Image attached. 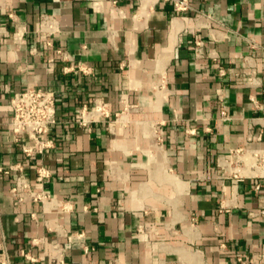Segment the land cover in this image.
<instances>
[{
  "label": "crops",
  "instance_id": "obj_1",
  "mask_svg": "<svg viewBox=\"0 0 264 264\" xmlns=\"http://www.w3.org/2000/svg\"><path fill=\"white\" fill-rule=\"evenodd\" d=\"M188 3L0 0V264H264V0ZM31 87L57 122L27 156L10 97ZM21 173L58 203L20 200Z\"/></svg>",
  "mask_w": 264,
  "mask_h": 264
},
{
  "label": "built area",
  "instance_id": "obj_2",
  "mask_svg": "<svg viewBox=\"0 0 264 264\" xmlns=\"http://www.w3.org/2000/svg\"><path fill=\"white\" fill-rule=\"evenodd\" d=\"M174 7L177 11L186 10L189 8L188 0H173ZM201 43V42H198ZM49 46L52 42L47 41ZM54 59L49 58L48 62L51 66ZM224 74V70H221ZM10 107L11 115L9 120L10 128L15 136L16 141H22V149L27 156L35 155L37 152L42 151L45 148L51 146L50 141L45 140L46 136L53 124L57 122V95L54 90L43 89L38 87H31L25 90L16 91L11 94L10 97ZM87 113V117H86ZM104 113V106L101 103H96L91 109H84L81 116V124H87L90 117H95ZM221 118L229 119V114L226 109L221 110ZM28 137L34 143L27 144L24 142L25 138ZM244 147L235 150L236 162H244L243 155L247 152ZM250 152L251 159H253L257 167H264V149H256L248 151ZM232 159H230L231 161ZM229 161V160H227ZM232 162V161H231ZM19 169L23 171L21 165L12 166L11 169ZM38 174L41 178L45 179L50 177L51 173L44 166H39L37 168ZM239 171L234 172V177L238 178ZM219 177L224 178L225 176L221 174ZM263 185L261 182L255 184L256 190H262ZM18 190H23V194L19 196L20 200L30 198L35 201H40L42 203H58L54 197L47 190L37 191L31 186L30 182L27 180L25 175L22 173L17 178L15 186L12 188L14 194L18 193ZM64 209L68 207L64 206ZM67 239L71 242L76 240H83L85 237L84 232H69L65 233ZM59 244L55 247L58 248ZM93 249L89 244L84 245V251L88 254ZM58 255L55 258L59 259L61 257V250L58 249ZM26 255V253L23 252ZM242 264H248L246 260L240 258ZM109 264H124L118 257L111 260Z\"/></svg>",
  "mask_w": 264,
  "mask_h": 264
}]
</instances>
